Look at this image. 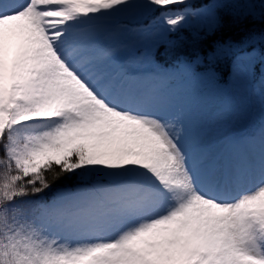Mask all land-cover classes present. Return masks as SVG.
<instances>
[{
    "label": "snow or ice",
    "instance_id": "6c2138e0",
    "mask_svg": "<svg viewBox=\"0 0 264 264\" xmlns=\"http://www.w3.org/2000/svg\"><path fill=\"white\" fill-rule=\"evenodd\" d=\"M257 18L264 0H0V264H264V31L216 39ZM185 31L210 50L168 71ZM227 76L261 115L214 134L180 80Z\"/></svg>",
    "mask_w": 264,
    "mask_h": 264
},
{
    "label": "rangeland",
    "instance_id": "374dc122",
    "mask_svg": "<svg viewBox=\"0 0 264 264\" xmlns=\"http://www.w3.org/2000/svg\"><path fill=\"white\" fill-rule=\"evenodd\" d=\"M141 71L150 73L152 67L144 64ZM229 81L228 87L220 88H210L207 79L185 80L180 84L182 93L184 90L190 93L188 101L195 113L207 122L214 134H220L224 129L244 132L260 119L261 113L258 108H249L245 104L236 103L245 95L242 82L233 76H230ZM181 100L184 102L185 98Z\"/></svg>",
    "mask_w": 264,
    "mask_h": 264
},
{
    "label": "trees",
    "instance_id": "16d2710c",
    "mask_svg": "<svg viewBox=\"0 0 264 264\" xmlns=\"http://www.w3.org/2000/svg\"><path fill=\"white\" fill-rule=\"evenodd\" d=\"M224 30L218 34L216 39L221 41L233 39L239 40L245 36L246 33L250 31V28H254L256 30L264 28V22L262 21H253L247 22L243 25H235L231 21H226ZM249 28V29H247ZM170 39L176 41L173 46L161 45L159 48V53L156 56V61L159 65L166 69H174L177 64V56H181V58L188 57L191 58L196 55L203 56L204 53L209 51L208 42H203L198 40L194 34H190V32L185 31L179 37L172 36ZM223 72H227V66H223L221 69ZM200 71H203L202 69ZM228 80V76L224 77L220 80L219 83H226ZM76 180L75 177L72 179H68V177H63L60 180L56 181L53 184V190L58 187H75Z\"/></svg>",
    "mask_w": 264,
    "mask_h": 264
}]
</instances>
